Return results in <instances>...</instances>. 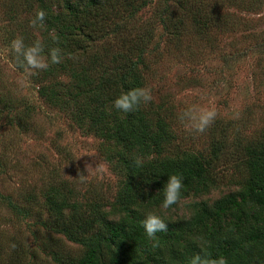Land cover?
Instances as JSON below:
<instances>
[{
	"label": "rangeland",
	"instance_id": "obj_1",
	"mask_svg": "<svg viewBox=\"0 0 264 264\" xmlns=\"http://www.w3.org/2000/svg\"><path fill=\"white\" fill-rule=\"evenodd\" d=\"M118 1L124 3L121 11L117 6H109ZM205 3L204 12L213 20L204 22L211 24L208 26L196 21L192 23L189 15L174 10L173 0H104V8L99 10L107 8L105 15L94 17L84 13V3L79 0H0V100L5 95L13 102L17 100L16 109L11 111H6L0 104V263L10 264L11 252L18 249L22 252V264H28L33 257V264H56L42 249L44 242L50 243L54 239L71 255L81 253L78 243L44 226L30 212L23 215L25 208L40 212L41 217L45 214L40 190L50 184L64 181L72 184L77 190V199L102 196V207L109 210L116 204L122 189L130 184L129 179H138L135 174L127 176L120 156L134 160L139 157L142 164L157 160V182L146 178L140 187L148 198L162 190L168 178L158 167L176 166L210 156L211 131L222 141L223 150L227 154L231 152L229 155L236 159L242 145L264 137V0H204ZM168 5L170 8L173 5L175 14L179 12L176 16L181 21L177 22L183 26L175 37L166 32L160 21ZM37 10L45 12V19L42 24L37 22L32 27L30 21ZM75 12V17L71 18ZM89 19L92 25L106 28L123 21L128 38L125 43L133 48L128 58L135 71V80H131V84L151 89L153 99L146 104L150 108L162 102V111L158 112L162 118L154 116L156 119H152L148 129L147 141L157 143V149H127V137L120 142L110 136L109 131L104 130L106 121H109L108 126L113 122L108 104L103 106L106 115L99 127L89 122L76 104L68 103V95L85 87L81 86L71 67L57 70L54 80L57 87L54 86L53 91L60 95L59 98L65 97L64 102H58L41 97L38 80L33 74L12 64L13 52L9 48L14 38L24 39L26 34L29 40L46 43L43 54L47 57L48 50L56 47L52 36H56L61 27ZM7 30L13 34L9 39ZM104 45L96 43L93 53L101 55ZM100 61V69L91 71L89 76L92 89L100 86L104 73L114 69L118 59L108 53L101 55ZM124 71L125 68L116 73L119 75ZM89 77L83 83L89 81ZM99 93L101 98L102 91ZM120 93L117 88L116 94ZM192 105L214 107L218 112L214 123L203 133L186 131L178 120L179 113ZM15 111L27 115L21 117L27 123L26 128L17 125ZM117 116H123V113L118 112ZM131 147H134L133 141ZM219 168L215 167V175L223 177L210 191L182 181L185 195L169 211L163 210L164 214L178 217L187 214L201 199L210 202L235 192L240 179L230 172L229 166L224 167L225 170ZM79 175H85L84 182ZM27 195L34 199L29 200ZM4 197L20 208L19 211L6 206ZM137 202L143 206L144 198ZM179 238L185 242L196 236L191 231H183ZM151 243L148 239L137 263L131 264H166L167 256L158 254L157 248L149 246ZM128 245L129 241L124 239L123 246ZM117 247L115 244L113 250L118 251ZM256 249L264 252L260 244Z\"/></svg>",
	"mask_w": 264,
	"mask_h": 264
},
{
	"label": "trees",
	"instance_id": "obj_2",
	"mask_svg": "<svg viewBox=\"0 0 264 264\" xmlns=\"http://www.w3.org/2000/svg\"><path fill=\"white\" fill-rule=\"evenodd\" d=\"M79 1H83L84 13L88 17L104 16L107 11V8L99 10L104 8V0ZM206 4H204V0H173V5L176 7L174 10H180L185 16L189 15L192 23L194 21L196 23L213 22L212 16L204 12ZM123 5L122 1H118L109 6L111 8L117 6V9L121 11ZM173 5L171 8V5H168L167 10L169 11L165 9L160 21L166 32L175 37L183 26L178 23L181 21L176 16L179 12L176 14L172 12ZM211 7L214 8L212 5ZM93 9L94 12H92ZM109 10L110 8H108ZM117 11L115 12L117 13ZM75 15L76 12L71 15V18ZM204 24L211 25L210 23ZM108 31L111 33L106 34ZM126 31L122 20L108 28L103 25H92L91 19L75 25L63 26L56 35L58 38L56 47L62 50V61L52 64L47 70H32L35 72L33 76L38 80V94L41 97L45 96L49 101L60 102L59 100H62L64 102L65 97L59 98L60 95L53 91L54 86L57 87V82L54 80L58 68L71 67L80 79L81 86L85 87L68 95V103L70 101L71 104H76L78 110L83 112L88 121L99 127L102 126L106 115L103 106L105 103L108 104L111 109L109 115L113 122L108 126L109 121H106L104 130H108L110 136L121 140L120 142H123L127 137V142L129 141L127 149L136 148L139 151L157 149V143L147 141L148 129L152 119H156L154 116L162 118L161 114H158L162 111V102H157L151 108L142 103L134 111L122 112L123 116L120 117L117 114L121 111L113 106L114 99L122 92L136 88L131 84V80H135V71L132 69L133 64L128 62V58L133 48L128 47L125 43L128 40ZM5 33L7 39L13 36L11 30H7ZM25 36L24 43L32 44L34 40H29L26 34ZM98 42H101L102 45L105 44L102 47L101 55L114 54L118 61H116L114 69L104 73L100 86L96 85L92 89L90 73L98 71L101 65L98 64L101 55L93 53L96 48L94 45ZM44 50H46V46ZM118 52H121V55ZM11 62L16 68L24 69L18 63L15 53L11 54ZM124 68L125 71L117 75L116 72ZM86 77H89L90 80L83 83ZM117 88L120 89V94H116ZM100 91H102L101 98H99ZM2 97L0 104L3 109L6 111L16 109L17 100L13 102L7 95ZM96 98L100 102L96 101ZM15 114L17 125L26 128L27 123L21 117L27 115H21L17 111ZM209 136L210 156L200 157L189 163H181L176 166L167 164L158 167L160 172L167 177L171 174L179 175L182 177V181L188 182L193 187L210 191V189L216 188V181L223 177V175H215V167L220 166L219 169L225 170L224 167L229 166L230 172H234V175L238 176L240 183H238L235 192H228L210 202L207 199H201L195 207L190 208L187 214L183 213L178 217L164 214L160 208L163 199L162 190L154 195H149L148 198L142 194L140 187L144 179L148 178L157 182V160H155L156 163L150 160L148 163L137 166L132 157L126 159L125 156H120L127 176L135 174L138 179L133 180L132 177L129 179L130 184L122 189L116 198V204L109 207V210L102 207V196H95L94 199L84 196L83 202L82 199H77V190L72 184H67L64 181L57 185L50 184L40 190L42 196V202H40L45 211L42 217L40 212L35 213L31 208H25L26 212H23V215L30 212L35 219H40L44 226L61 232L68 240L80 245L81 253L71 255L63 249L58 241H55L56 239L51 240L50 243L44 242L42 249L50 255L56 264H131L133 261L137 263L136 259L139 257L140 251H143L141 248L145 247L149 239L142 226V221L148 211H154L166 220L167 231L156 234L159 243L156 251L164 257L167 256L164 259L166 264H189L190 259L196 254L208 255L211 258L223 256L227 260V264H263L264 252L258 251L256 247L259 244L264 247V137L242 145L241 153L238 152L239 158L236 159L229 155L231 152L227 154L223 150L222 141L215 136L213 131ZM132 141L134 147H131ZM235 147L238 148V144H235ZM230 157H232V161H230ZM197 192L200 193L199 190ZM183 195L185 194L182 191L181 197ZM27 198L34 199L30 195H27ZM141 198H144L143 206L138 205L137 202ZM4 201L6 206L19 211L20 208L15 207L8 197H4ZM81 206H83L82 210ZM174 206L176 205L172 207ZM171 208L165 211H169ZM19 213L21 214V211ZM183 231H191L196 238L182 242L179 236ZM201 237L209 242L203 248L200 246ZM124 239L129 241L128 246H123ZM152 243L149 246H152ZM115 244L118 246V251L113 250ZM20 254L22 255V252L18 249L11 252L10 264H22L20 261L23 257ZM33 263L34 257L28 264Z\"/></svg>",
	"mask_w": 264,
	"mask_h": 264
},
{
	"label": "clouds",
	"instance_id": "obj_3",
	"mask_svg": "<svg viewBox=\"0 0 264 264\" xmlns=\"http://www.w3.org/2000/svg\"><path fill=\"white\" fill-rule=\"evenodd\" d=\"M45 15L43 10H37L35 18L30 21L31 26L35 27L37 22L42 24ZM52 40L58 42V38L54 35L52 36ZM9 51L15 53L18 63L29 75L35 74V72L31 70H47L49 68V62L51 64H57L62 61V50L59 47L50 48L46 57L43 54V42L40 40H35L32 44L26 45L23 38L16 37L11 41ZM152 99L150 88L136 87L122 92L117 96L113 101V106L121 112L128 113L134 111L142 103L147 104ZM217 116L218 112L214 107L192 105L179 113L178 120L185 127L186 131L190 133H203L211 127ZM135 163L137 166H141L143 162L137 157ZM98 172L102 173L103 169H98ZM79 176L81 182H84L86 178L85 175ZM183 187L181 176L176 174L168 175L167 181L162 189L163 199L160 206L162 210H167L180 202ZM142 226L147 238L153 241L152 247H158L159 243L156 234L158 232L167 231L166 220L156 212L148 211L142 221ZM208 244L209 242L201 237L200 246L203 248ZM14 246L15 245H13V247ZM189 264H227V260L223 256L211 258L208 255L201 256L196 254L190 259Z\"/></svg>",
	"mask_w": 264,
	"mask_h": 264
}]
</instances>
